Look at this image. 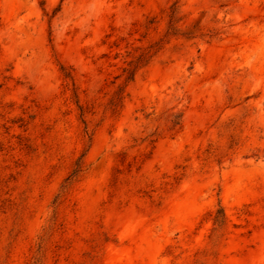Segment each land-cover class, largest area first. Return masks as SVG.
Returning a JSON list of instances; mask_svg holds the SVG:
<instances>
[{
    "label": "rangeland",
    "instance_id": "1",
    "mask_svg": "<svg viewBox=\"0 0 264 264\" xmlns=\"http://www.w3.org/2000/svg\"><path fill=\"white\" fill-rule=\"evenodd\" d=\"M0 264H264V0H0Z\"/></svg>",
    "mask_w": 264,
    "mask_h": 264
},
{
    "label": "trees",
    "instance_id": "2",
    "mask_svg": "<svg viewBox=\"0 0 264 264\" xmlns=\"http://www.w3.org/2000/svg\"><path fill=\"white\" fill-rule=\"evenodd\" d=\"M145 58H140L139 59V63L140 62H142L143 60H144ZM133 78H134V73L133 72H130L129 73V76L126 78L127 79V81H131V80H133ZM122 99H123V97H122V93H121V91L119 92V94L117 95V97L115 98V100L113 101V103H112V107H113V110L115 111L119 106H120V104H121V102H122ZM76 174V173H75ZM74 174V175H75Z\"/></svg>",
    "mask_w": 264,
    "mask_h": 264
}]
</instances>
